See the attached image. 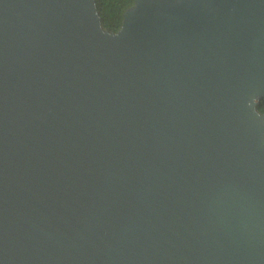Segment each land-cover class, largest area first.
<instances>
[{"label":"water","instance_id":"95a60500","mask_svg":"<svg viewBox=\"0 0 264 264\" xmlns=\"http://www.w3.org/2000/svg\"><path fill=\"white\" fill-rule=\"evenodd\" d=\"M264 0H0V264H264Z\"/></svg>","mask_w":264,"mask_h":264},{"label":"trees","instance_id":"16d2710c","mask_svg":"<svg viewBox=\"0 0 264 264\" xmlns=\"http://www.w3.org/2000/svg\"><path fill=\"white\" fill-rule=\"evenodd\" d=\"M132 4L133 0H95L102 27L108 31H117L124 11ZM258 111L264 113V98L260 101Z\"/></svg>","mask_w":264,"mask_h":264}]
</instances>
